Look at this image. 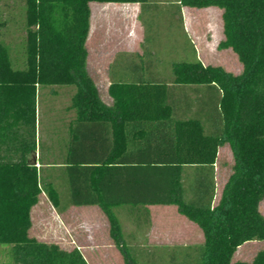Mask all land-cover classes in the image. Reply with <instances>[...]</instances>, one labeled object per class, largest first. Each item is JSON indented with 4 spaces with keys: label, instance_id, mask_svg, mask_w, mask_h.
<instances>
[{
    "label": "trees",
    "instance_id": "1",
    "mask_svg": "<svg viewBox=\"0 0 264 264\" xmlns=\"http://www.w3.org/2000/svg\"><path fill=\"white\" fill-rule=\"evenodd\" d=\"M176 1L180 18L181 8L222 11L220 48L237 56L241 73L181 60L163 74L139 55L123 54L129 66L112 80L106 102L88 67L90 5L144 10L150 0H25L21 66L4 40L0 0V247L11 264H88L78 248L30 235L42 193L62 211L53 184L28 164L40 147L39 89L48 86L75 89L65 163L70 204L101 208L129 264L138 261L116 207L144 212L147 221V207L175 206L198 226L203 243L170 264H264V248L250 263L233 262L244 244L264 242V0ZM225 144L235 164L216 201L215 165Z\"/></svg>",
    "mask_w": 264,
    "mask_h": 264
},
{
    "label": "rangeland",
    "instance_id": "2",
    "mask_svg": "<svg viewBox=\"0 0 264 264\" xmlns=\"http://www.w3.org/2000/svg\"><path fill=\"white\" fill-rule=\"evenodd\" d=\"M177 5L176 0H150L149 6H146L144 10L138 5L97 3L90 5V30L86 42L89 52L88 67L100 87L103 98L109 83L106 67L116 59H120L122 53L131 55L130 59L134 55H139L143 63L152 62L157 71L163 74L168 73L173 62L181 60H199L204 65L220 66L232 74L241 73L242 66L237 56L229 49L220 48V42L224 39L222 11L218 8H184L181 10V18H178L175 17ZM2 11L7 21L4 40L11 48L14 62L21 66L26 36L25 0H2ZM120 66L121 63L118 62L115 71H119ZM163 78L166 77L163 76ZM74 92L75 89L72 86L40 87L38 98L40 147L37 150L39 162H50L54 153L61 150L65 135L62 121L68 119ZM56 161L61 163L60 158ZM234 164L232 148L229 144H225L219 149L215 165L216 201L220 197L224 184L233 173ZM40 170L41 176L45 179L46 169L41 167ZM46 172L49 173V170ZM43 194L46 195L42 193L40 198L44 197ZM153 207L175 208L173 206ZM260 210L264 214V202ZM171 211L152 208L148 209L147 221L144 219V212L141 211H136L133 215L127 214L128 220L123 219L122 231L136 236V239L142 242L146 240L143 244L155 253V256H136L138 264H170L172 258L180 263L186 253L193 254L194 248L201 245L202 237L201 231L197 230L198 226L191 224L192 222L183 215L176 217V214L173 215L175 212ZM47 215L46 207L44 203H41L35 213L33 228L30 230L31 236L42 241L46 240L45 236L48 232L52 233L48 228L49 225L46 226L45 222L39 219L41 217L46 221ZM102 224L104 223L98 224L99 231H95L100 244L85 246L83 251L87 263L129 264ZM136 239L133 238V240ZM104 240L107 243L102 245ZM62 247L74 246L63 245ZM138 248L144 249L142 245ZM263 248L264 242L246 243L236 251L233 262L250 263L257 252ZM10 261L8 248L0 247V264H11Z\"/></svg>",
    "mask_w": 264,
    "mask_h": 264
},
{
    "label": "crops",
    "instance_id": "3",
    "mask_svg": "<svg viewBox=\"0 0 264 264\" xmlns=\"http://www.w3.org/2000/svg\"><path fill=\"white\" fill-rule=\"evenodd\" d=\"M177 4H179L177 2ZM140 6L139 4H135ZM141 7V6H140ZM184 8H181V10ZM191 9V8H189ZM141 18V15L139 16ZM175 17L180 18L178 15H176ZM125 53H122L121 55H123ZM120 55V56H121ZM122 58V57H120ZM120 60V61H119ZM118 62L121 63V69L119 71H115ZM139 65H143L142 63H139ZM129 66V63L125 60H121V59H116L115 61H113L112 63H110L108 65V67H106L107 69V76H108V86H107V90H106V95L105 98H103L104 101L106 102H110L111 99L108 96V88L112 82L113 79H116L117 77L121 76L122 72L124 69H127ZM153 68H155V65H153ZM157 70V68H155ZM154 69V70H155ZM95 79V78H94ZM96 81V80H95ZM97 84V82H96ZM99 90L100 87L97 84ZM101 93V91H100ZM102 96V93H101ZM68 119H63V131H64V137L62 140V144H61V150L58 152L54 153V157L52 158V160L50 162H43L44 164L42 165L41 162H39L38 160V155H37V167L38 168H45V181L48 183H52L53 186L55 187V189L58 191L59 194V198H60V203H61V207H62V211H59L57 209L54 208V206L51 204V202L49 201L48 197L46 195H44V197L39 198V202L36 206H34L32 208L31 211V221H32V227L34 225V218L35 213L37 212V208L40 206V204L44 203L45 207H46V213H48V217L45 220H42L41 217L39 218L40 221H44L46 226H48L49 230L52 232H48L45 236V241L40 240L39 238L35 237L37 240L41 241V242H45V243H51V244H58L60 246L63 245H69V246H74L76 248H78L82 254L83 251H85V246H94V245H98L100 244L99 241H97L99 238L97 233L95 231H99L98 230V224L100 223H104L102 224V226L105 228V230H107L108 236L110 235V227H109V221L108 218L106 217L105 213L101 210L100 207L98 206H80V207H76V206H72L70 204V191H69V181H68V177L65 173V168H66V157L68 155V148H69V144H70V140H71V129L74 126V119H75V112L73 110H69L68 111ZM86 156H82V157H78L81 160H84ZM56 158V159H55ZM60 158L61 159V163H57V159ZM84 165V164H82ZM49 170V173H47L46 171ZM45 198V199H44ZM175 207V206H173ZM152 208H159L162 210H168L170 212H172L171 210H173V212H175L173 215L176 214V217H181L182 215L180 213L177 212V208H163V207H153V206H149L147 207V209L151 210ZM40 213L42 212L41 210L39 211ZM113 212L117 215V217L119 218L122 228L124 227L122 222L123 219L128 220L127 219V214L131 213V210H129V208L127 206H123V207H116L114 208ZM191 223V222H190ZM194 224V223H191ZM195 226V225H194ZM197 226V225H196ZM197 228V227H196ZM30 229V230H31ZM197 230H200L199 228H197ZM201 231V230H200ZM199 231V232H200ZM201 237H202V241L201 244L203 243V234L202 232H200ZM135 237V239L137 238L136 236L130 235V234H126L123 231V238H124V242L127 246L131 247V249L133 250V253L136 256L139 255H153L155 256L153 252H151V250H148V248L146 247V244H143V242H146V240H144L143 242L136 239L133 240V238ZM80 239V240H79ZM130 240V242H129ZM133 240V241H132ZM105 242L101 243L102 245L106 244V240H104ZM139 245H142V247H144V249L139 250ZM146 250V251H144ZM84 256V255H83ZM85 258V257H84ZM86 260V259H85Z\"/></svg>",
    "mask_w": 264,
    "mask_h": 264
},
{
    "label": "water",
    "instance_id": "4",
    "mask_svg": "<svg viewBox=\"0 0 264 264\" xmlns=\"http://www.w3.org/2000/svg\"><path fill=\"white\" fill-rule=\"evenodd\" d=\"M37 152H33L28 158V164L31 166H37Z\"/></svg>",
    "mask_w": 264,
    "mask_h": 264
}]
</instances>
